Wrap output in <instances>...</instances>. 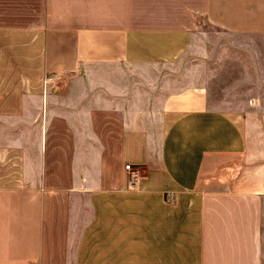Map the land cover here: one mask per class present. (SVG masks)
I'll return each instance as SVG.
<instances>
[{
  "label": "crops",
  "instance_id": "1",
  "mask_svg": "<svg viewBox=\"0 0 264 264\" xmlns=\"http://www.w3.org/2000/svg\"><path fill=\"white\" fill-rule=\"evenodd\" d=\"M205 27L264 35V0H0V264H264L263 136L253 158L241 109L205 84L137 82L132 68L167 57L153 40L178 48ZM53 74L63 81L46 84ZM83 118L96 178L78 176ZM217 154L225 171L259 163L254 181L205 188ZM127 163L156 193L113 195L127 207L97 210L73 244L74 200L127 190ZM165 195L198 209H169Z\"/></svg>",
  "mask_w": 264,
  "mask_h": 264
},
{
  "label": "rangeland",
  "instance_id": "2",
  "mask_svg": "<svg viewBox=\"0 0 264 264\" xmlns=\"http://www.w3.org/2000/svg\"><path fill=\"white\" fill-rule=\"evenodd\" d=\"M206 29L196 37H184L177 41L153 40L152 48L161 49V53L167 57L154 56L145 61H137L132 64L137 82L149 80L153 85L161 83L168 89L186 87L192 84H205L209 92L215 96L217 106L241 109L246 115L249 135L253 136L250 144V152L255 157L256 146L261 147L258 136L264 138V35L240 34L225 31L217 27H205ZM157 41V42H155ZM181 45V48L179 46ZM144 51L143 43L136 46V52ZM112 70H108L110 73ZM94 72V71H93ZM149 72V73H148ZM98 81L102 73L95 75ZM106 78V77H104ZM85 81L89 90L94 87L96 79L94 73ZM125 79L128 77L125 75ZM106 82V80H105ZM109 80V84H110ZM93 86V87H91ZM91 87V88H90ZM78 94V91H76ZM255 101L257 105H255ZM262 111V115L258 111ZM84 117V116H83ZM83 134L87 138V146L83 148V170L78 172L79 177H97L95 162L92 157L94 146L89 143V131L83 118ZM264 149V144H263ZM262 149V150H263ZM211 161V162H210ZM225 158L222 154L212 155L207 161V166L213 170L206 172L214 174L217 179L213 180L217 185L205 188L219 187L225 185L226 181L245 175L254 181L258 173L259 163L252 162L248 166H235L233 170L224 169ZM126 167V166H125ZM127 170V169H126ZM129 173V172H128ZM142 172L141 180L145 178ZM264 177V176H263ZM131 187V176L127 190L91 191L88 194L81 192L73 202V232L72 243L79 244L83 241V227L95 224L97 221V210L106 209L117 211L126 208L129 202L121 201L113 195H142L155 194L154 191L145 189L140 185ZM166 196V195H165ZM169 209H184L196 212V202L186 200L182 207L177 208V201L165 197ZM138 205H146L148 202H135ZM100 221V219H99ZM264 230V226H263Z\"/></svg>",
  "mask_w": 264,
  "mask_h": 264
},
{
  "label": "built area",
  "instance_id": "3",
  "mask_svg": "<svg viewBox=\"0 0 264 264\" xmlns=\"http://www.w3.org/2000/svg\"><path fill=\"white\" fill-rule=\"evenodd\" d=\"M63 78L64 77L61 74H53V75H49L46 78L45 82L46 84L57 85L63 81ZM126 169L129 172V175L131 176V186L132 187L139 186L143 169L140 166L134 165L132 163H127Z\"/></svg>",
  "mask_w": 264,
  "mask_h": 264
}]
</instances>
